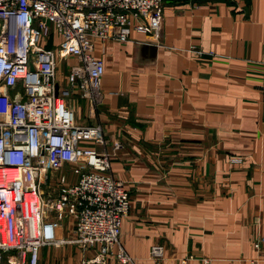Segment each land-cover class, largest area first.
I'll return each mask as SVG.
<instances>
[{
    "label": "crops",
    "instance_id": "0c3cea01",
    "mask_svg": "<svg viewBox=\"0 0 264 264\" xmlns=\"http://www.w3.org/2000/svg\"><path fill=\"white\" fill-rule=\"evenodd\" d=\"M162 10L159 39L133 30L96 43L99 108L61 82L76 123L101 125L110 151L121 144L112 170L132 200L121 244L137 264H264V0H164ZM60 41L53 31L45 44ZM74 227L63 222L66 241L42 247L39 264H122L116 247L75 242ZM155 244L161 262L149 259Z\"/></svg>",
    "mask_w": 264,
    "mask_h": 264
},
{
    "label": "built area",
    "instance_id": "2783aa9c",
    "mask_svg": "<svg viewBox=\"0 0 264 264\" xmlns=\"http://www.w3.org/2000/svg\"><path fill=\"white\" fill-rule=\"evenodd\" d=\"M163 2L0 0V264H39L42 247L66 241L59 230L71 217L75 242L99 245L102 254L116 247L120 263L137 264L121 244L132 204L112 170L121 144L110 151L101 125L76 123L67 101L70 90L57 80V67L68 61L67 83L99 108L105 63L93 54L96 43L129 41L133 30L159 39ZM53 31L61 41L48 48ZM86 139L103 150L85 145ZM67 165L71 172L58 176L59 195L47 198L41 185ZM164 257L163 245L152 246L149 259Z\"/></svg>",
    "mask_w": 264,
    "mask_h": 264
},
{
    "label": "rangeland",
    "instance_id": "374dc122",
    "mask_svg": "<svg viewBox=\"0 0 264 264\" xmlns=\"http://www.w3.org/2000/svg\"><path fill=\"white\" fill-rule=\"evenodd\" d=\"M69 66H70V63H67L66 61H60L59 65L57 67V80L58 81L65 82L67 74H68ZM233 158H237V159L240 158V159H242L244 161L243 157L232 156L230 158L231 162H232ZM62 172L70 173L71 170H70V168L67 165L64 168L60 169V170L54 171V173L49 175V178L41 185L42 190H43V192H44L46 197L55 196V195L58 194L59 190H61L62 185H61V183H60V181L58 179V176Z\"/></svg>",
    "mask_w": 264,
    "mask_h": 264
},
{
    "label": "water",
    "instance_id": "95a60500",
    "mask_svg": "<svg viewBox=\"0 0 264 264\" xmlns=\"http://www.w3.org/2000/svg\"><path fill=\"white\" fill-rule=\"evenodd\" d=\"M33 69V68H32ZM56 94H58V90H56Z\"/></svg>",
    "mask_w": 264,
    "mask_h": 264
},
{
    "label": "bare ground",
    "instance_id": "6f19581e",
    "mask_svg": "<svg viewBox=\"0 0 264 264\" xmlns=\"http://www.w3.org/2000/svg\"><path fill=\"white\" fill-rule=\"evenodd\" d=\"M28 199H31L30 197H28Z\"/></svg>",
    "mask_w": 264,
    "mask_h": 264
}]
</instances>
